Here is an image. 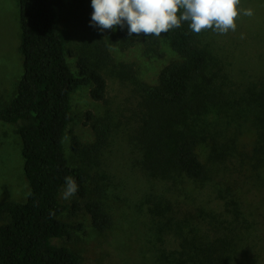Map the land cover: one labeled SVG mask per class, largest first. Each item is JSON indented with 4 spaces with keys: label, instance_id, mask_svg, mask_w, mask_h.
<instances>
[{
    "label": "trees",
    "instance_id": "1",
    "mask_svg": "<svg viewBox=\"0 0 264 264\" xmlns=\"http://www.w3.org/2000/svg\"><path fill=\"white\" fill-rule=\"evenodd\" d=\"M15 1L22 72L14 95L0 103V122L14 126L20 139L29 188L23 201L0 199V264H80V256L64 245L72 230L80 228L62 219L71 208L59 200L65 177L76 180L75 195L83 203L72 208L83 210L95 230L107 231L112 218L99 198H88L90 176L84 168L67 164L62 142L73 121L72 95L81 86L91 85L90 97L107 106V85L102 72L90 65L87 57L77 58L78 73L67 63L66 36L57 13L67 0ZM70 1L81 6L91 0ZM162 36L178 60L166 64L154 84L141 88L137 138L145 155V169L183 196L158 222L169 242L156 249L155 264H258L242 251L252 230L242 189L232 191L229 183L223 189L210 182L196 148L209 141L218 164L223 163L222 156H226L221 153L225 152L236 173L249 170L250 175L255 172L262 178L264 82L232 107L219 76L210 69L208 50L188 23ZM101 58L112 61L105 45H101ZM213 107L228 120L220 123ZM240 120L249 125L254 141L247 152L233 154L231 144L242 131ZM86 121L93 142L81 147L73 137L71 149L97 153L108 140L109 116L96 118L88 113ZM230 122L235 135L229 138L225 130Z\"/></svg>",
    "mask_w": 264,
    "mask_h": 264
},
{
    "label": "rangeland",
    "instance_id": "2",
    "mask_svg": "<svg viewBox=\"0 0 264 264\" xmlns=\"http://www.w3.org/2000/svg\"><path fill=\"white\" fill-rule=\"evenodd\" d=\"M237 7L251 9L253 15L241 14L235 21V32L194 33L208 50L210 69L219 76L218 81L226 89L232 107L264 82V0H240ZM17 10L15 0H0V103L14 95L22 72ZM92 11L91 1L77 6L67 0L57 8L59 25L66 36L70 69L78 73L79 56L87 57L90 65L98 67L106 81L108 105L90 97L91 85L81 86L71 97L73 121L65 130L62 147L67 164L82 167L89 174L88 198L102 201L112 225L104 233L95 230L83 210L72 208L74 204H83L82 200L76 195L63 199V189L59 200L71 208L62 219L80 226L72 230L71 238L64 245L80 256V264H155L156 249L167 241L165 229L158 222L163 213L182 202L183 195L144 167L145 155L137 138L143 105L140 91L143 85L154 84L160 70L178 60V56L170 49L165 36L134 34L129 37L127 26L101 32L90 26ZM101 45L106 46L112 59L110 63L101 58ZM212 110L214 116L218 114L221 118L220 123L228 120L219 108ZM88 113L96 118L109 116L108 140L97 153L85 149L75 152L71 149L73 137L81 147L94 140L86 121ZM239 124L242 131L236 133L238 137L231 144L233 154L247 152L254 141L245 120ZM225 131L229 138L234 137L235 127L231 122ZM20 148L14 126L0 122V199L23 201L26 198L29 187ZM196 153L206 166L210 182L223 189L229 183L232 191L242 189L240 193L252 227L242 251L247 258L252 256L258 264H264V175L262 178L259 173L250 175L249 170L236 173L225 152L221 153L226 156H222L223 163L218 164L209 141L199 144Z\"/></svg>",
    "mask_w": 264,
    "mask_h": 264
},
{
    "label": "clouds",
    "instance_id": "3",
    "mask_svg": "<svg viewBox=\"0 0 264 264\" xmlns=\"http://www.w3.org/2000/svg\"><path fill=\"white\" fill-rule=\"evenodd\" d=\"M239 4L240 0H91L90 26L101 32L127 26L129 37L158 38L186 22L196 34L225 35L236 31L235 21L241 14L253 15L251 9L238 8ZM77 192L76 180L66 176L62 198L68 200Z\"/></svg>",
    "mask_w": 264,
    "mask_h": 264
}]
</instances>
